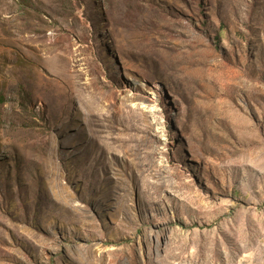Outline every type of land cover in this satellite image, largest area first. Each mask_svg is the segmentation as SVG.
Listing matches in <instances>:
<instances>
[{
    "label": "rangeland",
    "instance_id": "1",
    "mask_svg": "<svg viewBox=\"0 0 264 264\" xmlns=\"http://www.w3.org/2000/svg\"><path fill=\"white\" fill-rule=\"evenodd\" d=\"M0 264H264V0H0Z\"/></svg>",
    "mask_w": 264,
    "mask_h": 264
}]
</instances>
